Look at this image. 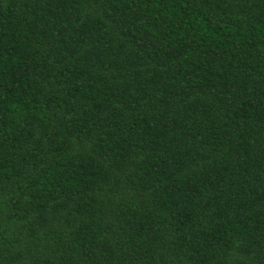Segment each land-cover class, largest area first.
Masks as SVG:
<instances>
[{"label": "trees", "instance_id": "trees-1", "mask_svg": "<svg viewBox=\"0 0 264 264\" xmlns=\"http://www.w3.org/2000/svg\"><path fill=\"white\" fill-rule=\"evenodd\" d=\"M0 264H264V0H0Z\"/></svg>", "mask_w": 264, "mask_h": 264}]
</instances>
